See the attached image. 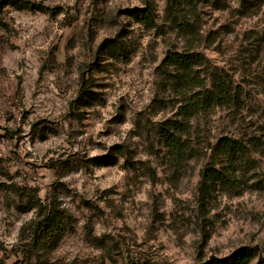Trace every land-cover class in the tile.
Masks as SVG:
<instances>
[{"label": "rangeland", "instance_id": "obj_1", "mask_svg": "<svg viewBox=\"0 0 264 264\" xmlns=\"http://www.w3.org/2000/svg\"><path fill=\"white\" fill-rule=\"evenodd\" d=\"M23 1L48 10L1 14L0 263L36 264V210L54 203L72 222L45 253L51 264H210L242 248L259 264L264 0L198 1L187 10L199 16L190 40L166 22V0H152V28L124 14L144 0ZM116 37L124 57L102 50ZM176 50L203 57L200 84L225 72L239 92L236 105L193 120L200 153L182 163L160 131L188 92H174L161 69ZM222 137L259 147L228 161L236 187L213 178L203 202L200 175Z\"/></svg>", "mask_w": 264, "mask_h": 264}, {"label": "trees", "instance_id": "obj_2", "mask_svg": "<svg viewBox=\"0 0 264 264\" xmlns=\"http://www.w3.org/2000/svg\"><path fill=\"white\" fill-rule=\"evenodd\" d=\"M166 22L176 27L179 33L186 39L195 38L199 16L189 13L188 8L196 9L198 1L202 0H166ZM4 5L23 11H47L41 4L23 0L0 1V22L3 23L2 11ZM124 14L133 18L137 23L146 28L155 25V4L152 0H144L142 7L127 9ZM113 48L116 55H126V47L123 39L116 37L102 44V50ZM203 59L199 54L180 51H169L164 58L161 69L168 74L169 84L176 93H182L181 87H185L182 93V105L178 114L173 119H168L160 125L161 137L166 142L169 156L176 162H184L197 156L200 152L193 147L192 130L193 120L199 115H210L215 109L231 107L237 104L239 92L225 72L214 73L211 76V86L208 88L200 84V75H197L195 65ZM199 85V86H198ZM198 89V90H196ZM250 145L256 150L259 147L257 139L250 142L240 141L229 137L220 138L210 148V164L200 175V198L206 200V192L209 181L213 178L221 180L224 184L236 187L237 178L231 174L228 164L231 159L251 153ZM229 161V162H228ZM36 223L33 228L31 253L36 258V264H51L45 256L47 251L56 249L70 229L72 218L64 210L54 203L38 205L36 210ZM255 256V251L250 248L237 250L233 256L210 264H250ZM2 264V263H0ZM264 264V259L259 262Z\"/></svg>", "mask_w": 264, "mask_h": 264}]
</instances>
